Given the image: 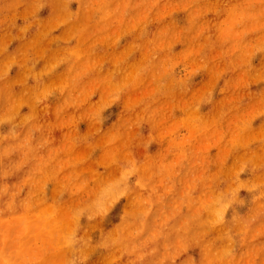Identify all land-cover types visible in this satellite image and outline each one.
Segmentation results:
<instances>
[{
    "label": "rangeland",
    "instance_id": "obj_1",
    "mask_svg": "<svg viewBox=\"0 0 264 264\" xmlns=\"http://www.w3.org/2000/svg\"><path fill=\"white\" fill-rule=\"evenodd\" d=\"M0 264H264V0H0Z\"/></svg>",
    "mask_w": 264,
    "mask_h": 264
}]
</instances>
